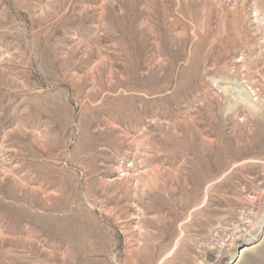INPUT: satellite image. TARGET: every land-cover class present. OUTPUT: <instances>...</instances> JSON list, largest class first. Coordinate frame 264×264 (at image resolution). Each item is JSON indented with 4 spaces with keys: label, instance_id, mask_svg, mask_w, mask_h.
Listing matches in <instances>:
<instances>
[{
    "label": "rangeland",
    "instance_id": "rangeland-1",
    "mask_svg": "<svg viewBox=\"0 0 264 264\" xmlns=\"http://www.w3.org/2000/svg\"><path fill=\"white\" fill-rule=\"evenodd\" d=\"M0 264H264V0H0Z\"/></svg>",
    "mask_w": 264,
    "mask_h": 264
}]
</instances>
